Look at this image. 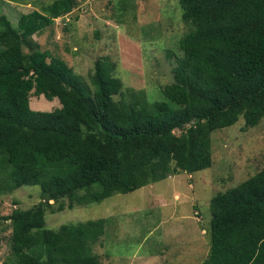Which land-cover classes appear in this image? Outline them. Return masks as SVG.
<instances>
[{"label": "trees", "instance_id": "16d2710c", "mask_svg": "<svg viewBox=\"0 0 264 264\" xmlns=\"http://www.w3.org/2000/svg\"><path fill=\"white\" fill-rule=\"evenodd\" d=\"M178 1L183 55L164 100L152 102L130 88L127 98L109 56L95 61L85 87L62 59L38 49L32 35L71 12L76 0H52L42 12L20 16L16 27L0 17V196L39 185L42 199L7 216L4 264H99L92 244L105 219L51 229L46 211L208 168L212 131L240 115L247 126L264 117V0ZM31 94L60 106L34 110ZM209 211L203 264H264V167L211 197Z\"/></svg>", "mask_w": 264, "mask_h": 264}, {"label": "rangeland", "instance_id": "374dc122", "mask_svg": "<svg viewBox=\"0 0 264 264\" xmlns=\"http://www.w3.org/2000/svg\"><path fill=\"white\" fill-rule=\"evenodd\" d=\"M51 1L0 0V17L16 27L20 16L42 12ZM76 1L71 12L32 35L38 49L62 59L85 87H91L95 61L109 56L127 98L130 88L136 95L143 92L150 102L164 100L162 89L174 82L177 58L183 55L179 39L186 25L179 1ZM29 105L52 110L60 103L31 94ZM210 143V167L170 175L97 202L46 211L45 227L105 219L103 234L92 244L99 264H203L209 250L211 197L264 167V117L247 126L240 115L234 124L212 131ZM41 200L39 185H22L0 196V264L10 253L7 216L17 207L32 209Z\"/></svg>", "mask_w": 264, "mask_h": 264}, {"label": "built area", "instance_id": "2783aa9c", "mask_svg": "<svg viewBox=\"0 0 264 264\" xmlns=\"http://www.w3.org/2000/svg\"><path fill=\"white\" fill-rule=\"evenodd\" d=\"M196 214H197V212H196Z\"/></svg>", "mask_w": 264, "mask_h": 264}]
</instances>
